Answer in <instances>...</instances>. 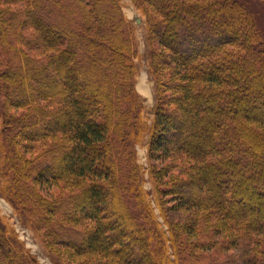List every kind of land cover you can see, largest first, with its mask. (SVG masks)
<instances>
[{
	"label": "trees",
	"instance_id": "obj_1",
	"mask_svg": "<svg viewBox=\"0 0 264 264\" xmlns=\"http://www.w3.org/2000/svg\"><path fill=\"white\" fill-rule=\"evenodd\" d=\"M129 1L145 18L150 123L120 0H0V198L52 264L54 245L75 264L206 263L215 242L184 238L200 226L240 251L233 264H264V40L253 13L243 0ZM166 201L191 222L171 225ZM0 264H39L1 216Z\"/></svg>",
	"mask_w": 264,
	"mask_h": 264
},
{
	"label": "rangeland",
	"instance_id": "obj_2",
	"mask_svg": "<svg viewBox=\"0 0 264 264\" xmlns=\"http://www.w3.org/2000/svg\"><path fill=\"white\" fill-rule=\"evenodd\" d=\"M246 6L253 13L258 28L261 31V35L264 40V4L262 0H243ZM120 4L122 7V12L125 18L132 23L134 27V36L137 43V57L134 58V64L136 68L135 74V90L142 98V116L144 120L148 123L151 122L153 116V105H154V83L148 77V61L149 58L147 55V47L145 44V18L137 11L132 3L129 0H120ZM146 74L147 77V85L150 86V94L148 96L144 95L138 89V83L140 81V77ZM137 153V162L142 167V173H144L143 189L146 191L152 190V185L148 178L147 167L148 161L146 157V140L144 139L139 145L136 146ZM169 163V162H167ZM156 164L161 168L164 166V162H156ZM178 167V165L176 166ZM169 168V171L172 173H178L181 171V168ZM171 173V174H172ZM172 201H166L165 209L167 210L166 214L171 225H175L181 228L184 223L191 222V217L193 212H187L180 209L173 208ZM156 214L158 215V211L156 209ZM0 216L4 217L5 222L9 229H11L16 235L17 239L22 242L24 248L32 255L36 256L39 264H52L51 260L47 256L43 246L40 243V240L37 239L34 230L29 227L24 221H22L19 217L14 214L12 207L5 202L2 198H0ZM161 224L163 221L159 218ZM165 228V225H162ZM199 237L196 235H184V238L194 239L201 241H210L212 239L215 242V249L211 253L208 262H200L197 264H233L230 260V255L240 254L239 250H228L224 249L225 240L223 236H213L212 228H206L200 226L199 228ZM122 239H125L122 237ZM50 251L51 254L55 258L58 264H75L76 260L71 256V252L69 250L64 249L60 245L51 246ZM225 256H221L223 254ZM187 264V263H184Z\"/></svg>",
	"mask_w": 264,
	"mask_h": 264
},
{
	"label": "bare ground",
	"instance_id": "obj_3",
	"mask_svg": "<svg viewBox=\"0 0 264 264\" xmlns=\"http://www.w3.org/2000/svg\"><path fill=\"white\" fill-rule=\"evenodd\" d=\"M150 86L147 85V77L146 74L140 77V81L138 83V89L146 96L150 94Z\"/></svg>",
	"mask_w": 264,
	"mask_h": 264
}]
</instances>
